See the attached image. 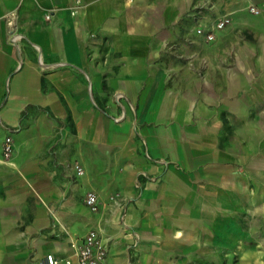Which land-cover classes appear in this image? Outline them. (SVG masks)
I'll return each instance as SVG.
<instances>
[{"label": "crops", "instance_id": "1", "mask_svg": "<svg viewBox=\"0 0 264 264\" xmlns=\"http://www.w3.org/2000/svg\"><path fill=\"white\" fill-rule=\"evenodd\" d=\"M90 230L106 264H264V0H0V264Z\"/></svg>", "mask_w": 264, "mask_h": 264}, {"label": "built area", "instance_id": "2", "mask_svg": "<svg viewBox=\"0 0 264 264\" xmlns=\"http://www.w3.org/2000/svg\"><path fill=\"white\" fill-rule=\"evenodd\" d=\"M251 13H258L259 10L256 7L250 8ZM46 19H50L52 14L50 10L45 12ZM228 20L220 19L215 22L216 29L220 30L225 27ZM197 34L203 35L206 41H213L215 39L214 33L212 31L203 32L202 30L198 29ZM16 36V35H15ZM14 36V37H15ZM3 152L4 156L8 158L10 153L13 150L11 138H7L3 144ZM77 171L81 173V169L78 167ZM85 205L92 211L97 209V195L92 192L86 193L84 199ZM76 260L78 264H106V257H107V249L104 243H102L98 232L95 230H90L87 234L83 237L79 246L76 248ZM46 264H57V260L52 254H47L45 257ZM66 263L68 262L65 260Z\"/></svg>", "mask_w": 264, "mask_h": 264}]
</instances>
